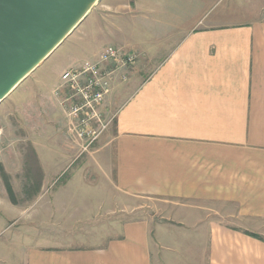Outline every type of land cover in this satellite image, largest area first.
<instances>
[{"label":"crops","instance_id":"obj_1","mask_svg":"<svg viewBox=\"0 0 264 264\" xmlns=\"http://www.w3.org/2000/svg\"><path fill=\"white\" fill-rule=\"evenodd\" d=\"M226 1L102 0L76 26L77 60L108 44L137 59L82 159L65 135V94L49 86L60 119L33 141L43 172L32 201L0 213V264H194L197 242L198 264H264V0L218 9Z\"/></svg>","mask_w":264,"mask_h":264},{"label":"rangeland","instance_id":"obj_2","mask_svg":"<svg viewBox=\"0 0 264 264\" xmlns=\"http://www.w3.org/2000/svg\"><path fill=\"white\" fill-rule=\"evenodd\" d=\"M101 2L102 0H99L94 5L90 11L92 15L99 11ZM234 5L233 0H227L226 2L218 4V9L226 8L233 10ZM95 22L96 18L89 16L82 23L81 29L91 32L93 31ZM72 32L74 33L64 40L53 53L0 102V213L3 212L8 217H10V214L4 209L5 204L17 203L27 205V203L29 204L32 201L31 199H33L41 186L43 167L34 152L33 141L43 144L45 139L50 138L51 132L42 131L41 127L47 126L50 129L51 127L49 125L52 126L54 123H58V119H60V112H58L56 105L53 103V98L47 99L50 89L49 86H52L55 81L56 83L59 82L62 70L83 60H77L82 55L78 53L79 49L77 50L76 46L77 43L84 41L86 36H83L81 31H79L78 36L75 30ZM173 38L174 35H170L168 37V43H172ZM122 48L124 49V47ZM36 127L40 128L36 130ZM66 141L70 144L67 139ZM46 148L48 151L54 149L52 147ZM56 149L51 153V157L62 156V150ZM35 150L40 160H43L49 154L45 153L42 145L41 147L36 146ZM74 154L78 155L77 152H74ZM88 154L78 155V158H83ZM57 164V168L53 169L51 173L60 169V163L57 162ZM57 164L54 162L51 163L52 166H56ZM75 165L69 169L70 172L76 170ZM7 186L11 189L10 193L7 192ZM0 220L5 221L2 218ZM37 238L39 239V237ZM34 243L36 246L47 244L43 237H40ZM189 243L191 244L190 241ZM164 245L171 244L167 243ZM194 246L195 249L202 250L204 244L197 242ZM169 249L168 247L164 250ZM198 250L195 255L194 264L195 262L198 264L200 256ZM157 251L163 254V250Z\"/></svg>","mask_w":264,"mask_h":264},{"label":"water","instance_id":"obj_3","mask_svg":"<svg viewBox=\"0 0 264 264\" xmlns=\"http://www.w3.org/2000/svg\"><path fill=\"white\" fill-rule=\"evenodd\" d=\"M98 0H0V102L89 14Z\"/></svg>","mask_w":264,"mask_h":264},{"label":"built area","instance_id":"obj_4","mask_svg":"<svg viewBox=\"0 0 264 264\" xmlns=\"http://www.w3.org/2000/svg\"><path fill=\"white\" fill-rule=\"evenodd\" d=\"M137 59L135 52L114 45H105L93 57L83 59L65 70L53 95H65L59 105L65 118V135L76 147L77 154L89 153L107 130L112 117L100 110L116 78L125 79L126 72Z\"/></svg>","mask_w":264,"mask_h":264},{"label":"trees","instance_id":"obj_5","mask_svg":"<svg viewBox=\"0 0 264 264\" xmlns=\"http://www.w3.org/2000/svg\"><path fill=\"white\" fill-rule=\"evenodd\" d=\"M6 189L8 190L7 192H9V193L11 192V189L9 188V186H7Z\"/></svg>","mask_w":264,"mask_h":264}]
</instances>
